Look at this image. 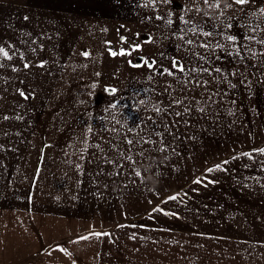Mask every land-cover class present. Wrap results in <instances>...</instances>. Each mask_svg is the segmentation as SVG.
Instances as JSON below:
<instances>
[{
    "label": "rangeland",
    "instance_id": "obj_1",
    "mask_svg": "<svg viewBox=\"0 0 264 264\" xmlns=\"http://www.w3.org/2000/svg\"><path fill=\"white\" fill-rule=\"evenodd\" d=\"M167 1L0 0V264H264V22Z\"/></svg>",
    "mask_w": 264,
    "mask_h": 264
},
{
    "label": "crops",
    "instance_id": "obj_2",
    "mask_svg": "<svg viewBox=\"0 0 264 264\" xmlns=\"http://www.w3.org/2000/svg\"><path fill=\"white\" fill-rule=\"evenodd\" d=\"M131 1V6L133 4H135L137 1L141 3L142 0H130ZM154 2V0H153ZM117 3V6H119L118 2H115V4ZM167 5L168 8L171 10L172 12V1L168 0L167 1ZM140 7V5H139ZM138 7V9H139ZM245 7H246V15L249 16L250 18H254V19H260L261 21L264 22V0H246L245 2ZM249 7V8H248ZM120 12V11H119ZM118 15H121V17H118L116 20H120L122 22L127 21V22H132L135 20V17L133 16H127L125 14L122 13H117ZM133 15H138L136 11L133 12ZM116 23V22H114ZM261 202L264 203V196H261L260 198ZM260 207H261V203H260ZM262 214H264V205H262Z\"/></svg>",
    "mask_w": 264,
    "mask_h": 264
},
{
    "label": "snow or ice",
    "instance_id": "obj_3",
    "mask_svg": "<svg viewBox=\"0 0 264 264\" xmlns=\"http://www.w3.org/2000/svg\"><path fill=\"white\" fill-rule=\"evenodd\" d=\"M246 2V0H236V3L239 4H244ZM0 52H3V49H0ZM4 55H7V53L5 52ZM113 55H115V53H113ZM21 95H24L23 92H21ZM260 151L264 152V149H261Z\"/></svg>",
    "mask_w": 264,
    "mask_h": 264
}]
</instances>
